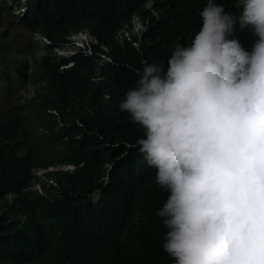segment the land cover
<instances>
[{
    "label": "trees",
    "instance_id": "obj_1",
    "mask_svg": "<svg viewBox=\"0 0 264 264\" xmlns=\"http://www.w3.org/2000/svg\"><path fill=\"white\" fill-rule=\"evenodd\" d=\"M237 1L217 0L239 17ZM11 2L0 6L43 39L38 65L49 91L33 100L53 131L33 150L18 120L0 121V264H172L155 215L167 193L134 146L143 129L119 102L144 60L166 64L175 43L190 42L206 0ZM133 17L145 24L138 34ZM80 32L95 40L91 54L56 56ZM234 34L245 47L256 39L239 23ZM50 167L70 169L47 172L53 184L32 198L33 171Z\"/></svg>",
    "mask_w": 264,
    "mask_h": 264
},
{
    "label": "clouds",
    "instance_id": "obj_2",
    "mask_svg": "<svg viewBox=\"0 0 264 264\" xmlns=\"http://www.w3.org/2000/svg\"><path fill=\"white\" fill-rule=\"evenodd\" d=\"M236 4L239 17L206 0L190 42L175 43L166 64L144 60L119 102L167 193L155 215L172 264H264V0ZM238 23L252 30L250 47ZM89 40L65 58L90 55Z\"/></svg>",
    "mask_w": 264,
    "mask_h": 264
},
{
    "label": "rangeland",
    "instance_id": "obj_3",
    "mask_svg": "<svg viewBox=\"0 0 264 264\" xmlns=\"http://www.w3.org/2000/svg\"><path fill=\"white\" fill-rule=\"evenodd\" d=\"M2 1L0 0V4H3ZM4 1L9 6L12 4L11 0ZM19 1L23 2V0ZM145 8L153 17L156 18L159 15L152 9L151 3H148ZM18 13V11H12L11 14H7L0 6V121L18 120L23 128L21 132L30 134L29 145L35 150L41 136L53 131L50 128L53 125L52 119L45 116L42 106L33 100L35 95L48 93L49 85L38 65V58L42 55L43 39L20 25L16 17ZM20 13L22 15V11ZM144 27L145 24L140 18H133L134 34L140 33ZM71 42L80 45L89 44L90 40L89 36L83 34L80 37L74 36ZM33 48H38L35 53L32 52ZM71 48L72 46H65L55 49L54 53L56 56L65 58L71 54ZM53 169L58 167L45 170L38 168L33 171L35 179L28 189L32 198L43 196L44 190L53 184L45 176ZM60 169L66 170L67 167ZM12 199L13 196H9L7 202L11 203Z\"/></svg>",
    "mask_w": 264,
    "mask_h": 264
}]
</instances>
